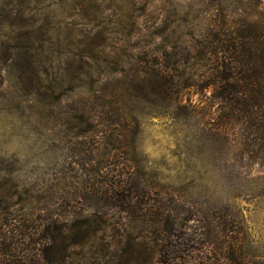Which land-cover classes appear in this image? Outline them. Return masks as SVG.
Segmentation results:
<instances>
[{
  "label": "rangeland",
  "instance_id": "1",
  "mask_svg": "<svg viewBox=\"0 0 264 264\" xmlns=\"http://www.w3.org/2000/svg\"><path fill=\"white\" fill-rule=\"evenodd\" d=\"M240 21L264 0H0V264H157L161 202L201 261L228 264L195 220L223 214L264 264V162L199 87Z\"/></svg>",
  "mask_w": 264,
  "mask_h": 264
},
{
  "label": "trees",
  "instance_id": "2",
  "mask_svg": "<svg viewBox=\"0 0 264 264\" xmlns=\"http://www.w3.org/2000/svg\"><path fill=\"white\" fill-rule=\"evenodd\" d=\"M256 24L252 21H240L238 25L220 33L213 43L202 42L197 55L199 61L210 63L207 71L201 73L199 87L201 91L209 88L213 90L211 99L217 104L216 111L220 120L217 129L228 137L229 130L239 124L245 153L264 162V24ZM160 81L153 79L152 86L162 93H171L173 88L180 85L172 79ZM157 206L150 213L153 220L163 226L164 232L163 237L157 240L163 242L156 245L159 250L157 264H212L210 258L201 261L198 256L195 231L193 238L192 233L186 231L184 226L182 229L179 226L178 230L172 222L178 216L175 213L180 211L176 212L175 208L169 210L166 202ZM130 211L132 210H127L126 213ZM192 213L190 209H184L182 219L191 220ZM195 220L201 223V227L208 228L203 233L209 240H220L218 261L223 262L219 258H224L228 264H259L249 250L236 254L237 242L234 236H230L231 240L228 239V231L233 230L235 219L219 214L211 219L197 217ZM209 240L205 245H210Z\"/></svg>",
  "mask_w": 264,
  "mask_h": 264
}]
</instances>
